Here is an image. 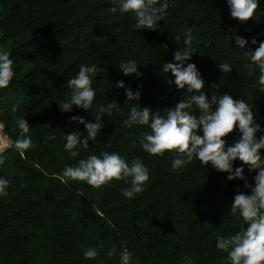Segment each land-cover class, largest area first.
I'll return each mask as SVG.
<instances>
[{
	"label": "trees",
	"instance_id": "16d2710c",
	"mask_svg": "<svg viewBox=\"0 0 264 264\" xmlns=\"http://www.w3.org/2000/svg\"><path fill=\"white\" fill-rule=\"evenodd\" d=\"M112 6L110 0H0V48L10 52L15 72L9 87L0 89V126L10 142L0 152L5 156L0 177L9 181L8 195L0 197V264H119V250L125 247L132 253V264H187L185 255L191 264H226L227 253L216 249V237L246 227L238 214H229L236 191H246L243 182L227 181V173L196 159L172 171V154L145 153L138 141L147 129L122 126L129 109L124 89L115 85L123 80L133 91L139 88L140 105L163 115L183 90L166 83L173 77L160 69L163 62H173L174 51L184 46L183 33L192 28L197 54L188 63L196 65L205 89L213 91L209 85L215 83L220 94L243 99L264 127L259 73L253 68L249 76L243 51L225 39L235 31L248 41L255 38L257 45L264 40V0L243 23L230 18L226 0H170L158 31H135L133 16L113 13ZM129 59L137 61L139 78L118 70ZM91 63L105 68L93 80L92 108L74 106L71 112H61L58 103L70 93L67 80L80 64ZM222 63L230 64L232 71H220ZM107 100H115L120 111L105 115L97 142L90 141L88 149L71 157L63 136L85 129L70 118L91 121ZM21 116L33 144L23 156L13 147ZM50 134L56 139L46 141ZM234 136L235 129L225 139L232 143ZM103 151L117 152L127 161L141 159L149 169L145 190L126 199L120 195L122 181L99 188L83 181L63 182L65 166ZM240 163L235 161L233 167ZM245 175L251 184L255 172L248 175L245 166ZM97 244H103L97 258L84 260L83 249ZM112 245L118 251L109 258L106 252Z\"/></svg>",
	"mask_w": 264,
	"mask_h": 264
},
{
	"label": "clouds",
	"instance_id": "9594fccd",
	"mask_svg": "<svg viewBox=\"0 0 264 264\" xmlns=\"http://www.w3.org/2000/svg\"><path fill=\"white\" fill-rule=\"evenodd\" d=\"M110 11L121 14H131L135 20L134 30L147 29L158 31L159 22L166 15L170 0H110ZM260 0H226L230 18L238 23L248 21L253 17ZM176 40L181 36L177 35ZM230 43L234 42L236 49L243 51V58L248 61L245 67L248 75L252 76L253 68L259 75L257 83L259 91L264 92V40L257 45L255 38L251 41L230 31L225 35ZM194 36L192 28L183 33V47L172 54L173 62H163L160 71L170 73L173 78H166V83L174 85L177 90H183L179 101L169 109L153 111L149 106H141L139 88L133 91L125 86L123 80L115 85L124 89V104L128 107V116L122 120V126L146 127L139 137V146L147 154L160 157L168 152L172 154L170 170L183 168L198 160L202 166L211 167L220 173H227L226 180L234 179L243 182L246 191L237 190L233 197L229 214L237 215L246 227H242L234 234L216 237L215 246L218 251L227 253L226 264H264V127L256 120L253 107L243 99H234L230 92L219 93L218 84H210L213 90L208 92L196 65L188 63L197 50L192 46ZM253 46H255L254 50ZM167 50V45H161ZM14 60L10 59V52L0 48V89L9 87L14 72ZM138 63L134 59L122 61L118 70L124 76L134 75L137 78ZM220 71L229 73L232 66L228 63L218 65ZM105 72V68L96 63L80 64L78 72L67 80L70 90L67 98L58 103L61 112H71L73 107L88 111L92 108L96 97V90L92 87L93 80L98 74ZM131 102V103H130ZM121 106L115 101L100 104L96 109L95 118L85 121L81 116H72L71 122L83 125L85 133L72 131L64 134V150L75 158L82 149L89 147V142H97L104 127L102 118L111 116L113 111L119 112ZM17 109L13 107L15 112ZM20 135L13 141V147L23 156L25 151L33 146L32 138L28 135L30 127L25 119L16 121ZM233 142L226 137L233 133ZM259 134V135H258ZM50 134L47 140H55ZM135 143V142H134ZM239 161L240 166L233 167ZM5 164V156L0 154V167ZM251 175L252 183L245 175ZM64 183L69 181H83L93 188H99L111 181H122L125 187L120 195L126 199H133L145 190L149 181V169L139 158L127 161L117 152H100L99 155L89 154L77 160L75 165L65 166L62 177ZM9 181L0 177V197L8 195ZM103 244L83 249L84 260H95L99 255L98 249ZM116 245H112L106 252L107 257L117 255ZM183 260L191 264V258L185 255ZM119 264H132V253L125 247L119 250Z\"/></svg>",
	"mask_w": 264,
	"mask_h": 264
},
{
	"label": "rangeland",
	"instance_id": "374dc122",
	"mask_svg": "<svg viewBox=\"0 0 264 264\" xmlns=\"http://www.w3.org/2000/svg\"><path fill=\"white\" fill-rule=\"evenodd\" d=\"M10 147V142L2 133V127L0 126V152L8 149Z\"/></svg>",
	"mask_w": 264,
	"mask_h": 264
}]
</instances>
